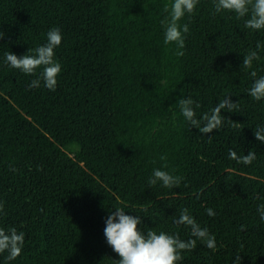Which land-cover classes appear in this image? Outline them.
<instances>
[{
  "label": "trees",
  "instance_id": "trees-1",
  "mask_svg": "<svg viewBox=\"0 0 264 264\" xmlns=\"http://www.w3.org/2000/svg\"><path fill=\"white\" fill-rule=\"evenodd\" d=\"M173 0H0V228L25 233L21 256L0 264H113L105 220L123 209L138 229L194 239L173 223L180 210L216 238L197 240L177 264H264V100L248 95L251 71L264 75V47L251 69L241 65L264 30L199 0L187 24L183 56L164 44L161 21ZM61 30L55 91L39 76L5 63ZM238 102L222 127L202 134L178 101L191 98L196 118L225 97ZM195 106V105H194ZM234 125V126H233ZM256 154L250 165L229 158ZM165 157V159H161ZM154 169L182 177L178 186L149 185ZM211 208L214 216H208Z\"/></svg>",
  "mask_w": 264,
  "mask_h": 264
},
{
  "label": "clouds",
  "instance_id": "clouds-1",
  "mask_svg": "<svg viewBox=\"0 0 264 264\" xmlns=\"http://www.w3.org/2000/svg\"><path fill=\"white\" fill-rule=\"evenodd\" d=\"M199 0H173L170 6L165 8L167 16L161 21L164 27V44L175 43L177 45V55L183 56L185 47L184 34L189 32L187 24L181 25L179 22L186 14H192L197 7ZM214 13L230 12L239 18L245 19V27L253 31L264 30V0H213ZM5 36L0 32V39ZM62 42L61 30L57 27L49 29L47 32L46 43L35 49L29 50L27 54L17 56L12 52H6L5 63L11 68L20 70L24 74L33 75L40 69L39 76L32 80L29 88L43 86L55 91L58 76L62 66L55 59V49ZM264 47L261 42H257L255 50H249L243 57L242 67L251 69L253 62L259 59L258 50ZM253 83L248 89V95L255 101L264 100V75L257 77L255 71H251ZM180 111L185 120L193 128L202 134H210L214 130L222 127L226 117L222 116V110L231 113L238 109L239 103L233 102L231 96L219 101L215 107L202 114L197 119L195 109L199 104H195L191 98H182L178 101ZM195 105V106H194ZM234 126V125H233ZM255 139L264 143V126H257L254 130ZM229 158L243 165H250L255 159L256 154L249 151L247 155L238 156L235 151L229 150ZM165 159V157H161ZM182 177L170 174L168 171L154 169L149 178V185H156L158 182L165 188L178 186ZM4 210L3 202H0V213ZM258 213L261 222H264V204L258 206ZM208 216H214L213 209H206ZM142 223L139 216L126 215L125 211L116 208L110 211L104 228V236L107 244L120 257L113 264H177L183 259L182 252L191 251L195 248L197 240L201 241L208 249H215L216 238L211 235L207 228H202L195 219L189 214L188 209L180 210L177 217L173 218V223L186 225L191 228V236L194 239L182 240L177 235H170L163 231L157 233L153 230L142 231L138 225ZM25 242V233L17 231L15 227L0 228V254L7 253L6 260L11 262L21 256ZM234 264H241V257L237 255Z\"/></svg>",
  "mask_w": 264,
  "mask_h": 264
}]
</instances>
